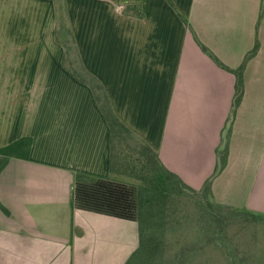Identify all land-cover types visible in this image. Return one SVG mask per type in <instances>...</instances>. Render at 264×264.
<instances>
[{
	"label": "crops",
	"instance_id": "1",
	"mask_svg": "<svg viewBox=\"0 0 264 264\" xmlns=\"http://www.w3.org/2000/svg\"><path fill=\"white\" fill-rule=\"evenodd\" d=\"M262 2L0 0V149L31 140L0 171V264H125L140 244L137 221L72 206L76 182L126 175L92 91L64 64L61 22L116 117L189 188L212 176L228 133L212 197L264 216ZM256 41L232 115L236 79L198 43L236 70Z\"/></svg>",
	"mask_w": 264,
	"mask_h": 264
},
{
	"label": "rangeland",
	"instance_id": "2",
	"mask_svg": "<svg viewBox=\"0 0 264 264\" xmlns=\"http://www.w3.org/2000/svg\"><path fill=\"white\" fill-rule=\"evenodd\" d=\"M63 14L64 8H58L62 20ZM65 24L56 26L57 41L65 48V66L93 84L79 67ZM112 146L114 162L126 175L123 182L138 192L139 219L149 230L147 244L155 246L151 264H264V216L254 218L215 206L207 195L176 183L166 188L165 196L151 198L145 185L151 167L141 158L143 145L122 134ZM148 260L138 262L150 264Z\"/></svg>",
	"mask_w": 264,
	"mask_h": 264
},
{
	"label": "trees",
	"instance_id": "3",
	"mask_svg": "<svg viewBox=\"0 0 264 264\" xmlns=\"http://www.w3.org/2000/svg\"><path fill=\"white\" fill-rule=\"evenodd\" d=\"M264 4V0L262 2ZM169 4L173 7L172 3L169 1ZM262 4V5H263ZM264 6V5H263ZM262 6V7H263ZM186 26L188 24L183 21ZM68 35H71L70 31L67 30ZM73 43V40L71 38ZM202 51L221 69H224L230 73H232L236 79L235 83V94L232 102V115L235 112V109L239 105L242 97L243 91V81L242 76L244 72L245 65L249 59L254 57L258 51V43L255 42L253 48L246 54L242 64L236 70H230L225 67L218 59L204 46L198 43ZM77 57V55H76ZM77 61L79 67L81 68L82 73L89 77L93 84H90L85 79L81 78L77 72L73 69L67 67L72 75L81 83L86 84L90 90L92 91L94 101L98 109L100 110L108 128H109V138H110V146L112 151L111 162L113 168V143L114 139L122 136V134L127 135L129 138H135L129 130L121 123V121L116 117L113 113L112 108L110 106V102L108 96L100 85V83L94 78L90 77L81 66L78 57ZM65 64V62H64ZM97 90L99 92H97ZM229 131V130H228ZM228 133L224 136V143L220 150H217V165L214 170L212 176L206 180L200 190H193L186 186L175 174L168 171L166 168L162 166L159 162L157 155L151 151V149L142 144L144 149V155L141 154L142 160L145 162L144 165H147L150 168L149 173L151 172V176L147 179L145 185H147L148 193H150L151 198H157V196H165L168 192L166 188L169 187L171 183H176L178 185L183 186L184 188L190 190L194 193H201L203 195L208 196V200L215 206L223 207L228 210L243 213L250 215L252 217H260L246 210H238L232 209L229 207H225L223 205L218 204L214 201L211 193V183L212 180L224 169L227 160V152H228ZM31 145V140L29 138H22L18 141L3 147L0 149V171L6 165L8 159L10 158H19L26 160L28 158L29 149ZM143 162V163H144ZM156 167V168H155ZM144 169V166L141 168ZM141 173V172H140ZM173 181V182H172ZM175 181V182H174ZM138 192L134 186L130 184L115 182L111 180H103V179H95L89 182H76L73 188V196H72V206L75 209L92 212L95 214L110 216L114 218H119L123 220L129 221H137L139 223V235H140V244L136 251L130 256L125 264H140L139 260L150 262L151 257H153L155 246L147 244V239H149L148 233L149 230L143 226L141 220L139 219L138 212V201H137ZM149 202V200H147ZM152 232V231H151ZM145 264V263H144ZM151 264V262H150Z\"/></svg>",
	"mask_w": 264,
	"mask_h": 264
}]
</instances>
